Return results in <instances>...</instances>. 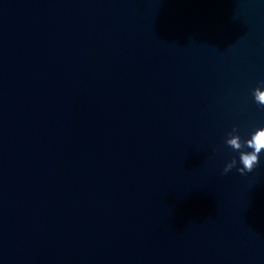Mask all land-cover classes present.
<instances>
[{"label": "water", "instance_id": "95a60500", "mask_svg": "<svg viewBox=\"0 0 264 264\" xmlns=\"http://www.w3.org/2000/svg\"><path fill=\"white\" fill-rule=\"evenodd\" d=\"M262 81L264 0H0V264H264Z\"/></svg>", "mask_w": 264, "mask_h": 264}, {"label": "clouds", "instance_id": "9594fccd", "mask_svg": "<svg viewBox=\"0 0 264 264\" xmlns=\"http://www.w3.org/2000/svg\"><path fill=\"white\" fill-rule=\"evenodd\" d=\"M252 95L254 101L264 107V81L252 91ZM225 144L238 153L239 166L237 167V159L233 158L226 164L224 173L229 172L233 167H237V171L241 174L251 172L259 163L261 154L264 153V126H253L243 138L233 128L227 134Z\"/></svg>", "mask_w": 264, "mask_h": 264}]
</instances>
